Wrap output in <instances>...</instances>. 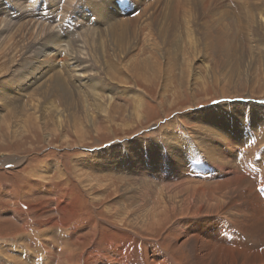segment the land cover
I'll list each match as a JSON object with an SVG mask.
<instances>
[{
    "label": "rangeland",
    "instance_id": "1",
    "mask_svg": "<svg viewBox=\"0 0 264 264\" xmlns=\"http://www.w3.org/2000/svg\"><path fill=\"white\" fill-rule=\"evenodd\" d=\"M126 1L114 3L119 19L135 17L149 5V1L144 0L141 5L128 2L127 6ZM165 1H150V5L160 2L154 13H150V18L159 21ZM248 1L246 7L256 14V18H259L258 14L264 15L263 0ZM98 2L0 0V264H14L6 258L17 256L23 261L20 264H66L70 260V264H83L86 254L95 250L101 256L92 264H152L157 255L166 257L172 264H190L191 246H195V241L192 238L194 232L187 226L197 221L196 215L203 216V211L184 210L187 205H192L181 202L182 192L176 194L175 203L164 204L166 200H163L181 189L176 186L187 181L183 179L185 173L178 168L175 179L162 181L164 187L156 179L157 184L152 187L157 186L159 197L162 189L163 195L168 197L162 196L160 203L153 206L155 189L145 197L143 181L148 178L144 179L147 175L144 177L141 170H135L134 163L140 160L142 147L147 155H154L152 164L156 165L158 156L145 142L150 140L149 143L155 142L160 149L168 150L165 136L175 135L177 140L181 137L195 150L207 149L211 134L202 138L206 125L193 114L219 104L224 108L222 115L229 121L227 126L236 125L240 132L237 134L246 139L232 144L236 145L234 151L238 156L225 154L231 164L226 177L243 176L240 191L245 192L246 185H251L254 195H258L259 186L264 187V140L258 138L259 134L264 135V111L252 112V107H264L261 103L264 102V29L261 31L256 23H247L246 14L238 17L234 8H230L237 21L232 30L237 31L233 33V45L242 53L235 58L228 52L217 56L210 47L206 49L201 33L186 36L182 23L177 24L181 38L177 37L178 43L171 48L160 39L157 23L141 18L130 26L123 42L125 48L119 49L106 32L101 35L93 32L97 28L93 12L111 5L100 4L97 8ZM200 3L201 0L188 2L191 14L198 12ZM192 26L191 31L196 30H192ZM154 40L162 51L157 59L148 51V43ZM55 50L56 55H52ZM135 57L136 61L147 58L150 65L139 70L133 68ZM39 59L43 62L49 59L55 66L51 72L56 70L65 76L70 88L67 99L49 92L51 73L43 76L40 72L48 70L50 64L34 63ZM69 61L75 62L74 65L83 71L84 78L80 81L72 76L74 71L71 69L74 68L65 67ZM68 70L70 76L66 74ZM43 83L46 85L40 86ZM240 103L250 107L240 109ZM52 105L55 106L53 111ZM258 112L259 121L254 123L250 116ZM205 116L208 121H213ZM212 130L214 132V128ZM200 135L202 141L198 142L196 136ZM229 137L230 142H234L231 134ZM130 144L138 150L133 151ZM108 149L113 153L126 150V157L128 151L138 156L123 158L120 163L107 159L100 162L99 153H105L107 157ZM149 173L152 177L155 171ZM210 177L207 176V182L197 178L190 184L201 183L210 191L220 179ZM234 181L238 183L239 178ZM134 195L137 200L132 197ZM59 204L66 208L61 210ZM181 204H185L184 207ZM163 205L164 212L161 211ZM240 207L242 205L235 206ZM225 211L222 206L221 214H216L212 220L229 234L233 249L246 251H242L241 257L253 256L263 244L252 242V237L236 228L240 219L231 223V215ZM66 217L71 218L65 221ZM91 225L95 228L91 229ZM207 234H199L202 237L195 239L209 240ZM212 236L210 232V240H213ZM222 244L216 240V246ZM66 245L76 249L70 260L61 252V247ZM109 246H118L122 252L116 254ZM15 247L23 250L22 257L15 252ZM214 259H218L217 253Z\"/></svg>",
    "mask_w": 264,
    "mask_h": 264
},
{
    "label": "bare ground",
    "instance_id": "2",
    "mask_svg": "<svg viewBox=\"0 0 264 264\" xmlns=\"http://www.w3.org/2000/svg\"><path fill=\"white\" fill-rule=\"evenodd\" d=\"M116 1H119V0H115L114 2H113V0H99V2L97 4H95L98 8L100 6V4L104 7H107L111 3V5L108 8L97 9L95 13L93 12V14L96 17V22H97V24H96L97 28L93 32L97 35L98 34L101 35L104 32H106L108 34V36L110 37V39H112L115 43H117L116 45H118L119 49H120V47L125 48L123 46V42L125 40L124 38L126 37V35L129 34V32L127 33V31H129L130 26L133 25V22L138 21L141 18H143L144 21L150 20L152 24L156 22L157 26H158L156 28H157V32L160 36V39L163 41V44L165 43V44L169 45L171 48L173 46H175V44L178 43L177 37L181 38L180 34L177 33L179 31V30L177 31V24L182 23V28L185 31L184 33L186 36H188V35L191 36L194 33H201L203 40L205 39V42H206V43H204L205 48L207 46H208V48L210 47L211 51L213 50V52H215L217 54V56H220L222 53L228 52V53H231L232 57H235V58L239 57V55L241 56L242 53L240 54L239 49L235 45H233V38H234L233 33L237 32V31H235V30L232 31V30L234 29L233 27H235V25L237 24L236 23L237 21L235 22L236 17H232L233 16L232 11H229L230 8H232V7L234 8V10L237 12L238 17H240V14H242V13L246 14V17H247L246 22L247 23H252V24L256 23L258 25V27L261 28V31L264 29V15L258 14L259 18H256V16H254L255 13L253 11L247 9V7H246L247 2H249L248 0H242V2H240L241 4L238 3V1L234 0L232 2L233 6H230L231 0H225V2H224V0H220L219 2H218V0H201V3L199 4L198 12L195 11L192 14H191V10H190L191 8L189 6V4L191 2L188 4V2L190 0H166L165 4H164V6H165L164 10H161L162 14H161V18L159 19V21L161 20V23H159V21H155L149 17L152 13H154L153 11H154L155 7L157 8V6L159 5L160 2H155V3H152L150 5V3H151L150 1H152V0H145V1H149L148 2L149 5L147 7H143L137 16L130 17L127 19H121L122 17H120V19H119L117 17L118 15H116L115 10H114L115 9L114 3ZM143 1L144 0H127L126 2H127V6H128V2L130 3V5L134 2L136 3V5H141L142 3H140V2H143ZM259 2H261V1H259ZM137 3H140V4H137ZM143 5H145V3ZM216 5H218V7H216ZM150 9L152 10L151 12L149 11ZM262 12H260V13H262ZM202 16H204V18H202ZM193 22H194V25H193ZM156 23H155V25H156ZM259 23H261V24H259ZM239 24H240V22H239ZM135 26H136V24H135ZM191 26H192V30L196 29V30H194L195 32L191 31ZM237 27H240V26H237ZM140 29L142 30V27ZM57 40H58V42H60V39H57ZM104 41H105V39H104ZM170 41H172V43H170ZM190 42L191 41H189V43ZM148 44L150 47L149 49L147 48L149 51V54L154 59H157V56L162 53V51L160 50V45L157 43V40L150 41ZM63 49H64V47H63ZM176 49L177 48H175V50ZM56 50L52 51L54 53H52L50 51L51 54L52 55L55 54ZM190 50H192V49H190ZM71 51H72V49L70 50V52ZM148 51L146 53H148ZM50 52H48V53H50ZM181 52H182V50H181ZM188 52H189V50H188ZM72 53H73V51H72ZM139 53H137V55ZM71 55H73V54H70V56ZM150 55H148V56H149V58L152 59V57ZM39 56H41V55H39ZM46 58H47V56H46ZM171 58H173V57H171ZM146 59L142 58L140 61H136V57H135V62H133V64L134 63L135 64L133 65V68H135L137 70L147 68L150 65V63ZM46 60L43 62L42 59H39V60H36L34 63H37V61H39V63H41L40 65H43V63H48V65L50 64L49 65L50 67L48 66V68H49L48 70H46V71L43 70V72H40L43 76L44 75L48 76L51 73L50 74L51 81H50V91L49 92L51 93L53 91V92H55V94H58L59 96L63 97L64 99H67L68 96H70V94H69L70 88L68 85L69 82L66 81L67 79H65V76L60 74V72H57L56 70L51 72L55 66H54L53 62L48 61L49 59L47 60L48 62H46ZM71 61H72V59H71ZM74 63L75 62L69 61L68 64L65 63L66 64L65 67L68 65L70 68H74V69H71V71H74V74H72V76H76V77L80 78L79 79V81H80L82 78H84L83 71L77 65H74ZM196 67H197V65H196ZM39 68H41V67H39ZM216 70H217V72L220 71V69H216ZM69 73H71L69 70L66 71V74H68V76H70ZM47 79H48V77H47ZM28 84L30 85L31 83H28ZM44 84L45 83H43L40 86H43ZM82 84H83V82H82ZM26 86L28 87V85H26ZM230 97L232 98V95ZM261 103H264V102L261 101ZM245 107L249 108L250 106L246 103H240V105H239L240 109H242V108L244 109ZM54 109H55V106L52 105L51 110L53 111ZM223 110H224V108H222L221 104H219L216 107H213L212 109H203L201 111H195L193 114V117L196 114L198 121L204 120L203 121L204 125H206V128H207L206 131H202L203 136L202 135L196 136V140L198 142H201L202 141L201 136H202V138H205L207 135L210 136V134H211L212 139L209 141V145H208L207 149L204 147V149L202 148V150H195V147L191 143H187L186 140L185 139L183 140L181 137L177 140V136H175V135H174L175 138H174V136H171L172 138L170 136H165V138H167L166 144L169 145L168 150L166 148L160 149L161 146L159 144H157L155 142L149 143L150 140H148L147 142H145V144L148 145V148H150L149 150H152V149L154 150V154L156 156H158V162L156 165L152 164V162L153 163L155 162V160L153 159V158H155V157H153L154 155H152V154L147 155L144 152V149L141 147L140 148V158H139L140 160L137 159L139 162H137V160H136L134 163L135 168H136L135 170L136 171L141 170L139 172H143L144 177H146V175H147V177L144 179H147V178L148 179L146 181H143L144 185H146V188H145L146 191L143 192V194H145V197L147 196V193L148 194H150L151 192L153 193L154 189H155V192H154L155 195L152 199V203L154 204L153 206L158 205V203H160L159 200L162 198V196H164L163 195L164 189L161 190L160 197H159L157 186L156 187L154 186L155 188L152 187V184H157L155 182L156 179H158L160 181V184H161L160 186H163L162 181L167 182L168 180L175 179V177L177 176L178 168L183 173H185V175L183 176V179H185L187 181H185L184 184H179V185L177 184V186H176V187H181V189L178 190V192L177 191L174 193L172 192L175 196H173V194L170 193L168 195L169 199H163V200H166L164 202V204H166L167 202H170V201L174 202L173 200H175L176 197H178L176 194L182 192L183 198L180 199L181 202L185 203V204L187 203V204L192 205V207H190V205L189 206L187 205L186 207H184L185 204H181V206L184 207V210H187V211L191 210L192 212L203 211L202 214H204L203 215L204 217L203 216L199 217L198 215H196L195 217L198 218L197 221L193 222L191 224V226H187V228L189 230L194 232L192 238H194V241H195V243H194L195 246L193 244L191 246L193 251L191 254V259L189 260L190 264H249V263H251V264H263L264 263V261H263L264 260V202H263V200H264V187L262 188V186H259L258 187V195L257 194L254 195L252 193V191H254V188L251 185H250V187L248 185H246L247 190L245 192L243 189L240 191L241 188L239 189V187H240L239 184L241 182V178L242 179L244 178L243 176L234 175V173L232 171H229L230 174L233 173L234 177H232V178H229L230 176L226 177L227 171L231 169V166H230L231 164H229V161H230L229 156H227V155L225 156V154H229V155L234 154V156H238L235 154V151H234V148L236 145L234 146L232 144L243 142L246 139L244 136L237 134L240 132L238 131V129L235 128L236 125L230 124V126H227V124H228L227 122H229V121H226L225 120L226 118L222 115ZM253 110H258L259 112L260 111L263 112L264 107H259V106L255 107V108L252 107V112H253ZM214 111H216V113H213ZM259 112L256 114H252L251 116L249 115L250 118L254 121V123L257 122V120L259 118L258 117ZM205 114L207 115L208 118L213 119V121H211L213 124L206 119ZM212 128H214V132H213ZM172 129H174V128H172ZM230 134L233 136L232 139L234 140V142H230V140H231V137H229ZM252 134L253 133H251V135ZM263 137H264V135L263 136L260 134L258 135L259 140H264ZM247 138H248V136H247ZM211 142H214V145H212ZM173 143L175 144L174 147H172ZM130 147H132L133 151L138 150L136 147L131 146V144H130ZM172 149H173V151H172ZM212 150H214V153L212 152ZM128 152H129L128 157L138 156L137 154H134L135 152H132V151H128ZM125 154H127L126 150L124 152L122 151L119 153H116V152L113 153V151L110 152L108 149L107 157L105 156L106 155L105 153L100 152L98 155V158H99L100 162H102V160L107 159L108 161H111V160L115 161L116 160V161H119V163H120L123 160V158L124 159L128 158V157H126L127 155H125ZM109 156H112V157H109ZM100 158H101V160H100ZM240 158H241V156H240ZM112 164H116V163L113 162ZM102 165H104V162ZM109 165L110 164H108L107 166L109 167ZM110 167H112V166L110 165ZM123 167H125V165ZM184 169H185V171H184ZM151 171H155V174H153L154 176H152V177L149 176L150 175L149 172H151ZM157 173H159V174H157ZM263 174H264V172H263ZM208 175H211L210 178L216 177V176H218L220 178L219 182L214 183L213 188H210V191L207 190L208 189L207 187L202 186L201 183L200 184H198V183L197 184H195V183L190 184L191 180L196 182L197 178L203 179V180H199L200 182H204V181L207 182L208 180L206 181V178ZM136 176H137V174H136ZM224 176L226 178H224L222 180L221 177L223 178ZM162 177H165V179ZM179 177H181V176L179 175ZM237 177L239 178V182L238 183H235V181L233 182V179L236 180ZM150 178H152V179H150ZM142 180H143V178H142ZM173 184H175V183H173ZM176 187H175V189H176ZM259 194H261V197L259 196ZM61 196H63V195H61ZM168 196H166V197L164 196V198H167ZM132 197H134L135 200H137V198H138L137 195H134ZM132 197H131V199H132ZM139 202H140V200H139ZM175 202H176V200H175ZM241 205H242V207L235 208V206H241ZM59 206H60L61 210L66 208L62 204H59L58 207ZM222 206H223V208L226 209L225 212L231 215V216H229L231 223L235 224L234 220L240 219V221H239L240 225H237L236 228H238L240 231L247 234V236H250L249 238L252 237V242H257V243L263 244V247L260 250H256L253 252V254H252L253 256H250V257L247 256L248 258L241 257L242 251H244V252H246V251L243 250L242 248L233 249V245H232L233 241H230L228 239L229 234L227 232H224L222 229L219 228L218 222H214L212 220L213 216L215 218L216 214H221L220 212H221ZM161 207H162L161 211L164 212V210H165L164 205ZM34 208H36V207H34ZM233 208H234V210H233ZM163 214H165V213H163ZM152 217H154V216L152 215ZM201 217H203V218H201ZM70 218L71 217H69V218L66 217L65 221L69 220ZM144 222L145 221H143L142 223H144ZM208 223L211 226L208 225ZM54 224H55V222H54ZM145 224H147V223H145ZM214 224H215V226H213ZM92 225H94V224H92ZM92 225H91L92 228L91 227L90 228L94 229L95 226H92ZM41 229H42V227H41ZM209 230H211V231H209ZM207 232H208V234H207ZM210 232L213 233V236H212L213 240H210ZM15 233H16V231H15ZM199 234H201L202 236L207 234L210 241L209 240L203 241L201 239H199V240L195 239L198 236L202 237ZM14 235H12V236L14 237ZM37 236H38V234H37ZM221 236H223V237H221ZM232 238L233 237H231V239ZM108 240L110 241V239H108ZM216 240H218L219 243H223V244L220 246H216L215 245ZM121 243H123V242H121ZM27 245H29V244H27ZM213 247L214 248L218 247V248H216L215 251H211ZM108 248L111 249V251L116 253V254H119L120 252H122V249H120L118 246H115L114 248H111V246H109ZM14 250L16 253L22 254V255H20V257L23 256V253H24L23 250H20L17 247H15ZM39 250H41V248H39ZM75 250H73L72 247L67 246V245L61 247V252L65 254V256L68 258V260H70L69 258H71V255L74 254ZM43 252H45V251H42V255L44 257H47L46 256L47 254H44ZM215 253H217L218 259H214ZM42 255L40 254V257ZM48 255H50V254H48ZM13 256H15V255H13ZM100 256H101V254L96 250H95V252L89 251L86 254V260L83 259V264H92V262H94L95 259L100 258ZM157 256L153 259L152 264H172V263L168 262L166 257H157ZM8 257H10V256H8ZM17 257H13V259H11V257L6 258V259H9L10 262L14 261V264H20L21 262H23L20 258H17ZM60 259H63V258L60 257ZM244 259H248V261L245 262ZM45 261L49 262V260H45ZM64 261H65V259H64ZM70 261L68 263L66 262V264H70ZM62 262H63V260H62ZM64 263L65 262H63V264ZM46 264H49V263H46Z\"/></svg>",
    "mask_w": 264,
    "mask_h": 264
}]
</instances>
